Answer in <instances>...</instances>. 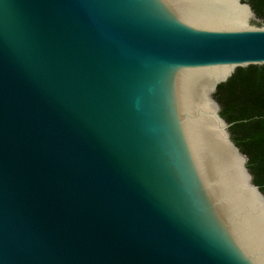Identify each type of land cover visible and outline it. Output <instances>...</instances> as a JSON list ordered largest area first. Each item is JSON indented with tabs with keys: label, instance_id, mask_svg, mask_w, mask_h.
Listing matches in <instances>:
<instances>
[{
	"label": "water",
	"instance_id": "1",
	"mask_svg": "<svg viewBox=\"0 0 264 264\" xmlns=\"http://www.w3.org/2000/svg\"><path fill=\"white\" fill-rule=\"evenodd\" d=\"M251 64L242 0H0V264H264L213 96Z\"/></svg>",
	"mask_w": 264,
	"mask_h": 264
},
{
	"label": "trees",
	"instance_id": "2",
	"mask_svg": "<svg viewBox=\"0 0 264 264\" xmlns=\"http://www.w3.org/2000/svg\"><path fill=\"white\" fill-rule=\"evenodd\" d=\"M242 1L251 6L256 18L264 19V0ZM213 96L220 115L231 123L232 140L247 157L253 182L264 194V64L237 67L217 85Z\"/></svg>",
	"mask_w": 264,
	"mask_h": 264
},
{
	"label": "flooded vegetation",
	"instance_id": "3",
	"mask_svg": "<svg viewBox=\"0 0 264 264\" xmlns=\"http://www.w3.org/2000/svg\"><path fill=\"white\" fill-rule=\"evenodd\" d=\"M247 3V2H246ZM260 20V22H263L264 23V19H259Z\"/></svg>",
	"mask_w": 264,
	"mask_h": 264
},
{
	"label": "rangeland",
	"instance_id": "4",
	"mask_svg": "<svg viewBox=\"0 0 264 264\" xmlns=\"http://www.w3.org/2000/svg\"><path fill=\"white\" fill-rule=\"evenodd\" d=\"M251 19H253V17H250Z\"/></svg>",
	"mask_w": 264,
	"mask_h": 264
}]
</instances>
